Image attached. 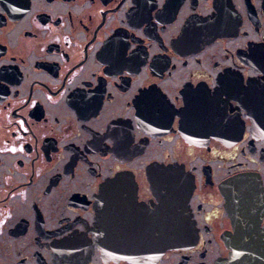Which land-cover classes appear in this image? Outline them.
<instances>
[{
  "label": "flooded vegetation",
  "instance_id": "flooded-vegetation-1",
  "mask_svg": "<svg viewBox=\"0 0 264 264\" xmlns=\"http://www.w3.org/2000/svg\"><path fill=\"white\" fill-rule=\"evenodd\" d=\"M234 215L264 228V0H0V264H264Z\"/></svg>",
  "mask_w": 264,
  "mask_h": 264
},
{
  "label": "water",
  "instance_id": "water-1",
  "mask_svg": "<svg viewBox=\"0 0 264 264\" xmlns=\"http://www.w3.org/2000/svg\"><path fill=\"white\" fill-rule=\"evenodd\" d=\"M250 179H251V177H245V176L244 177H238L237 179L232 180V181L227 183V185L223 188V191H226V197L229 199L228 200L229 205L232 203V187L236 183H238V185H241V184H239V182L240 183L245 182V186H247L246 184H248L250 182ZM175 190L176 191L174 192V196L171 195V198H170V207L174 206L175 213H177L175 215V218H176L177 215H182V216L185 215V213L187 211V206L185 207V203H187L188 194H187V192H185V189L180 191V185L176 186ZM255 192L257 194L258 203L260 204L262 201L261 194L257 191H255ZM239 194L241 195V197L248 195L247 191H244V190H240ZM179 206H183V207L181 208ZM165 208H167V207H165ZM235 214H236V212H235ZM235 218L236 217L234 215L232 220L234 222L236 235L231 236L227 240L229 247L231 249L236 250V246L240 245V246H245L249 251L252 249V247H254V249L256 251H259L260 254L263 255L261 258L264 259V228L261 227V225L258 221L247 223V222H244L242 220L236 221ZM182 226H183V223H175L174 229L181 228ZM176 233H177V231H176ZM248 234L255 236V238H257V239L248 241V240H237L235 238L236 236H248ZM181 242H183V241H178V240H171L169 242L159 241L158 242V252L162 253L163 251H165V249H169V248L172 249V248L176 247L178 244H181ZM236 259H237L236 255H234L233 257H230V259H224V260L218 262L217 264H234Z\"/></svg>",
  "mask_w": 264,
  "mask_h": 264
}]
</instances>
